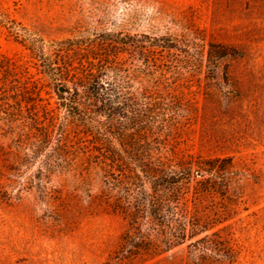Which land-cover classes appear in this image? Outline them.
<instances>
[{"label":"rangeland","instance_id":"obj_1","mask_svg":"<svg viewBox=\"0 0 264 264\" xmlns=\"http://www.w3.org/2000/svg\"><path fill=\"white\" fill-rule=\"evenodd\" d=\"M0 9L50 44L146 33L223 44L235 54L217 74L206 65L188 74L196 111L162 139L174 162L230 159L227 181L181 204L203 228H188L185 240L154 257L130 259L122 212L72 198V186L59 176L40 180L44 151L25 149L29 157L22 151L17 159L0 135V264H264V0H0ZM0 58L29 66L43 103L59 116L56 127L75 131L62 126L59 87L41 73L29 46L2 27ZM58 190L66 209L53 214Z\"/></svg>","mask_w":264,"mask_h":264},{"label":"trees","instance_id":"obj_2","mask_svg":"<svg viewBox=\"0 0 264 264\" xmlns=\"http://www.w3.org/2000/svg\"><path fill=\"white\" fill-rule=\"evenodd\" d=\"M1 27L29 46L57 90L65 86L63 93L57 91L62 126L75 129L56 127L59 116L46 108L43 86L29 66L0 58V135L14 145L17 159L25 149L32 155L44 151L47 166L39 168L40 180L59 176L72 186V198L85 196L90 208L122 212L130 259L154 257L185 240L188 228L204 227L181 204L190 196H210L227 181L230 159L174 162L162 139L194 116L188 74L204 65L209 74L219 73L224 61L235 56L229 47L146 33L50 44L2 9ZM72 133L79 137L74 140ZM27 157L26 150L22 158ZM62 195V190L54 193L53 214L66 209Z\"/></svg>","mask_w":264,"mask_h":264},{"label":"water","instance_id":"obj_3","mask_svg":"<svg viewBox=\"0 0 264 264\" xmlns=\"http://www.w3.org/2000/svg\"><path fill=\"white\" fill-rule=\"evenodd\" d=\"M65 91V86L64 85H60L59 86V92L63 93Z\"/></svg>","mask_w":264,"mask_h":264}]
</instances>
